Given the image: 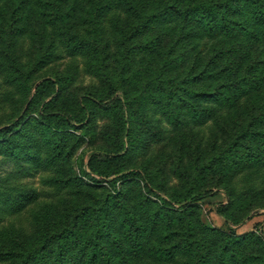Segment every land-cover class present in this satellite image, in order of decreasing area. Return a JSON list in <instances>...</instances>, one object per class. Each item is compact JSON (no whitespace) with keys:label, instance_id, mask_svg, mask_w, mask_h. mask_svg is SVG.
<instances>
[{"label":"rangeland","instance_id":"374dc122","mask_svg":"<svg viewBox=\"0 0 264 264\" xmlns=\"http://www.w3.org/2000/svg\"><path fill=\"white\" fill-rule=\"evenodd\" d=\"M19 2L6 0L0 5V130H8L10 140L7 146L0 145V264L8 263L2 262L1 254L4 252H16L21 244L36 240L46 217L58 218L74 207L91 203L97 206L110 192L106 184L94 186L83 173L87 171L92 151H106L117 146L123 135L122 125L118 115L97 106H86L82 97L88 94L113 95L121 80H124L122 84L129 93L138 95L144 84L161 80L159 70L168 60L175 62L166 69H170L178 80L183 79L191 69H201L219 43L214 36L187 40L181 22H166L163 27L170 25L173 29L158 34L156 56L148 50L136 49L132 56V72V68L127 70L118 54L114 39L116 26L109 20L104 25L103 39L108 45L104 67L95 62L98 53H94V58L84 53L68 54L62 39L57 36L58 31L46 24L43 9L37 5L28 7L27 12L31 14L29 20L17 19L12 24L11 13ZM90 2L70 0L69 6L76 5L74 21L80 19L81 8ZM139 2L141 0L124 2L110 13V18L118 19L119 25H132L136 22L132 9ZM144 2L153 3L152 0ZM41 20L43 29L38 33L37 24ZM12 26L22 31L11 38L8 34ZM146 36L143 34L134 39L132 45L143 44ZM47 51H55V59L49 60L43 67H35L39 55ZM55 74L65 77L68 82L60 97L55 99L51 111L86 117L83 127L57 122L56 126L47 123L46 126L37 108L30 104L39 80ZM52 93L49 87L42 95L50 101L48 94ZM142 107L138 141L121 160L120 166L146 168L158 191L171 198H182L192 189L219 190L217 195L195 205L200 224L216 232L227 230L224 220L216 212V206L227 203L229 197L239 198L236 200L238 210L244 211L243 215L250 208L245 203L251 196H254L252 201L255 203L261 200L253 207L264 204L263 166L215 163L232 131L236 132L235 124L249 116L251 104L246 99L225 106L203 103L197 109L168 105L163 108L151 104ZM57 135L60 139L54 146L60 149H55L51 140ZM14 150L20 153L11 155ZM96 178L102 179L97 174ZM117 187L127 199L129 210L139 217L142 224L149 226L155 210L165 207L161 198L156 193H150L140 180L119 182ZM179 223L176 222L169 230L183 232L185 226ZM260 232L264 233V214L245 221L236 229V235L240 237L259 235ZM197 235L212 246L209 264H221L218 255L222 243L211 233ZM148 241L149 249L159 244V238L149 237ZM160 245L166 247L167 243ZM253 251L248 249L246 256ZM172 257L168 255L162 261H155L144 252L133 259L132 264L142 260L149 264H184L180 253Z\"/></svg>","mask_w":264,"mask_h":264},{"label":"trees","instance_id":"16d2710c","mask_svg":"<svg viewBox=\"0 0 264 264\" xmlns=\"http://www.w3.org/2000/svg\"><path fill=\"white\" fill-rule=\"evenodd\" d=\"M4 1L6 0H0V5ZM14 1L11 0V3ZM90 1L84 5L85 8H81L82 16L77 21H74L76 5L69 6L70 0H20L13 7L10 19L12 24L17 19L29 20L31 14L27 12L28 7H41L46 24L56 28L57 36L62 39L63 48L68 54L84 53L94 58V53H98L94 58L95 62L104 67L108 57V45L103 39L104 25L112 20L116 26L114 39L118 54L127 70L132 68V72V56L136 49L148 50L156 56L158 34L163 30L169 32L173 29L170 25L163 27L166 22H181L184 26L182 32L187 40L214 36L219 39V43L201 69H191L183 79L178 80L170 69H166L175 62L168 60L159 70L161 80L144 84L138 95L129 93L122 84L124 80H121L113 95L88 94L82 97L86 106H97L118 115L122 125L123 135L117 146L111 150L92 151L86 165L87 171L83 173L94 186L106 184L110 192L97 206L91 203L74 207L58 218L46 217L36 240L21 244L16 252H4L1 254L2 262L132 264L133 259L145 252L155 261L180 253L184 264H209L212 246L197 235L207 232L222 243L218 255L221 264H264V233L243 237L236 235V229L245 221L264 214V204L253 207L261 200L255 203L252 201L254 196L248 198L245 204L250 208L248 206L244 215V211L238 210V197H229L227 203L216 206V212L227 227L225 231L216 232L200 224L195 205L217 195L219 190L192 189L182 198H171L158 191L146 168L131 169L119 165L138 141V125L143 105H159L163 108L167 105L190 106L197 109L203 103L225 106L234 104L236 100L246 99L251 104L249 116L235 124L236 132L232 131V136L225 149L217 155L215 163H251L264 167V0H158L157 3L152 0L151 4L141 0L132 9L136 22L128 27L119 25L118 19L116 21L110 18V13L116 7L124 5V2L133 0ZM42 26L41 20L37 24L38 33L42 31ZM20 31L22 30L12 26L8 35L12 38L19 35ZM143 34H147V40L137 47L132 45V41ZM43 37L41 36L42 39ZM39 56L35 67H43L49 60L55 59V51L43 52ZM67 82L68 79L58 74L42 78L36 84L30 104L37 108L45 124L56 126L57 122L80 128L86 117L51 111L55 99L60 97ZM49 87L53 93L48 94L51 99L47 101L42 93ZM7 134L8 130H0V145L7 146L10 143ZM57 139H60L59 135L51 139L52 144L55 149H60L59 146H54ZM16 153L20 151L14 150L10 154L14 156ZM96 174L102 179L98 180ZM130 179L142 181L150 193H156L161 198L165 206L155 210L149 226L142 224L139 217L132 214L127 199H124L117 187L119 182L123 184ZM176 222L185 226L183 232L169 230ZM149 237L159 238V244H154L149 249ZM164 243H167L166 247L160 245ZM248 249L255 250L246 256ZM147 263L142 260L138 264Z\"/></svg>","mask_w":264,"mask_h":264}]
</instances>
